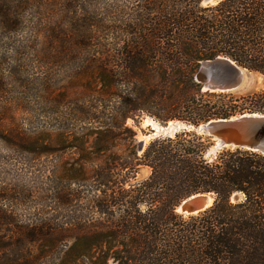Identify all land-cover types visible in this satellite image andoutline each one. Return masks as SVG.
Wrapping results in <instances>:
<instances>
[{"label":"trees","instance_id":"16d2710c","mask_svg":"<svg viewBox=\"0 0 264 264\" xmlns=\"http://www.w3.org/2000/svg\"><path fill=\"white\" fill-rule=\"evenodd\" d=\"M0 51L11 78L45 70L41 114L2 121L0 142L57 158L43 209H0V264H264V154L195 129L264 114V0H0ZM219 56L263 86L205 90L197 71ZM144 116L191 128L141 153ZM200 193L209 209L178 212Z\"/></svg>","mask_w":264,"mask_h":264},{"label":"rangeland","instance_id":"374dc122","mask_svg":"<svg viewBox=\"0 0 264 264\" xmlns=\"http://www.w3.org/2000/svg\"><path fill=\"white\" fill-rule=\"evenodd\" d=\"M203 3L207 4L204 0ZM16 65L14 57L4 55L0 51V72L6 77L4 80L6 91L0 99V123L4 121L8 129L16 125L26 127L24 118L37 116L42 112V87L33 80L40 79L45 70L37 65L35 68H26L24 77L15 75L11 78L9 77L10 70H13ZM262 83V78L252 74V80H248L235 93L242 95L257 90L263 86ZM25 86L28 87L25 88ZM7 103H13V106L4 107V104ZM172 123L162 125L154 118L144 116L140 124L134 125L138 132L139 146H143L145 150L152 139L160 135L172 134L175 131L173 127L169 128ZM63 155L69 159H72L73 156L69 152H65ZM56 159L54 155H35L26 152L17 145L0 142V209H10L27 214H34L43 209L47 202L45 197L56 179H43L40 176L42 172L50 171ZM150 173L148 167H142L138 180L147 178ZM27 219L34 218L30 216Z\"/></svg>","mask_w":264,"mask_h":264},{"label":"water","instance_id":"95a60500","mask_svg":"<svg viewBox=\"0 0 264 264\" xmlns=\"http://www.w3.org/2000/svg\"><path fill=\"white\" fill-rule=\"evenodd\" d=\"M216 1L218 0H204L207 4ZM196 79L205 90L231 92L241 88L248 80H252V73L229 57L219 56L204 61L197 71ZM171 127L175 131L191 128L181 122L172 123L169 128ZM195 129L213 137L214 151L228 147L243 148L264 154V114H244L229 119L211 120ZM140 150L144 151V147L141 146ZM214 201L215 197L212 194H195L185 199L177 210L186 215L198 214L209 209Z\"/></svg>","mask_w":264,"mask_h":264}]
</instances>
